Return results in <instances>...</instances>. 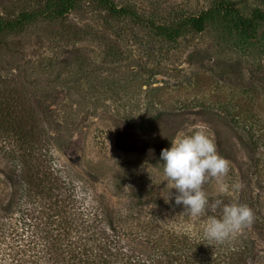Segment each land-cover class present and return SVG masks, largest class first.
Segmentation results:
<instances>
[{"label":"rangeland","instance_id":"obj_1","mask_svg":"<svg viewBox=\"0 0 264 264\" xmlns=\"http://www.w3.org/2000/svg\"><path fill=\"white\" fill-rule=\"evenodd\" d=\"M111 1L130 13L111 17L102 2L76 0L59 19L0 32V151L18 143L14 122L25 97L29 111L48 120L54 162L76 177L77 196L87 205L99 194L133 211L150 192L175 197L161 151L204 124L231 162L222 178L228 191L212 179L209 199L248 183L264 212V0H229L253 21L249 34L240 18H221L220 0ZM52 4L0 0V14L14 19ZM201 13L207 19L197 31L190 19ZM154 206L144 207L147 218L178 230H204L208 219L173 202ZM244 231L257 239L264 264V229Z\"/></svg>","mask_w":264,"mask_h":264},{"label":"trees","instance_id":"obj_2","mask_svg":"<svg viewBox=\"0 0 264 264\" xmlns=\"http://www.w3.org/2000/svg\"><path fill=\"white\" fill-rule=\"evenodd\" d=\"M51 1L50 9L23 11L14 19L0 14V32L21 30L39 17L59 19L76 2ZM96 1L108 6L111 17L130 13L111 0ZM217 6L221 18H240V28L250 33L253 21L241 15L235 2L220 0ZM206 17L191 18V28L202 31ZM258 18L264 19L260 10ZM20 106V122H14L18 143L0 151V264H260L257 239L244 230L217 243L204 230H178L147 218L145 206L175 203V197L150 192L139 197L133 211L107 204L99 194L86 205V197L75 192L76 177L65 164L54 162L48 120L30 112L25 97ZM220 200L247 204L255 214L252 231L264 229V212L248 183L240 193ZM212 215L219 211L209 209L204 217Z\"/></svg>","mask_w":264,"mask_h":264},{"label":"clouds","instance_id":"obj_3","mask_svg":"<svg viewBox=\"0 0 264 264\" xmlns=\"http://www.w3.org/2000/svg\"><path fill=\"white\" fill-rule=\"evenodd\" d=\"M160 159L171 189L176 190V205H183L192 217H201L209 209L213 213L219 211V216L212 215L207 219L206 238L223 243L235 238L254 222L255 214L247 204H225L219 199L210 203L205 185L216 179L219 191L227 192L229 186L222 178L228 175L231 162L218 153L214 136L206 125L198 124L190 133L178 134L171 141L170 148L162 149ZM231 187L241 190L244 185L236 182Z\"/></svg>","mask_w":264,"mask_h":264}]
</instances>
